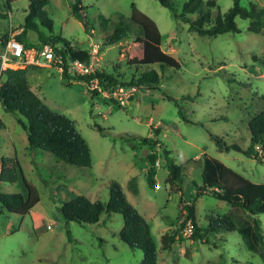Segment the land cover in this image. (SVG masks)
Returning <instances> with one entry per match:
<instances>
[{"label": "rangeland", "instance_id": "1", "mask_svg": "<svg viewBox=\"0 0 264 264\" xmlns=\"http://www.w3.org/2000/svg\"><path fill=\"white\" fill-rule=\"evenodd\" d=\"M82 1L87 6L89 29L72 13L71 0H49L46 9L54 31L39 24V30H28L27 40L38 43L42 32L67 37L80 48L98 44L101 58L95 69L121 72L129 79L132 69L125 53L139 33L129 19L136 3L157 22L163 48L179 59L181 67L152 64L161 74L159 85L140 87L134 99L121 104L91 90L69 68V77L54 64L28 68L31 86L42 100L75 120L91 146L93 164L78 166L31 147L20 121V117L26 121L25 117L5 110L0 101V155L13 161L17 157L41 196L25 215L9 212L0 203V264H144L143 250L132 247L119 234L124 223L121 213L104 212L100 222L82 224L68 222L61 212V206L79 194L108 200L112 180L122 184L129 200L151 223L159 264H264V243L254 234L256 231L264 239V212L250 215L209 191L197 194L203 184L205 154L255 182H264V144L251 146L249 127L252 117L264 110V31L249 30L251 19L241 16L236 18L239 31L210 36L190 28L201 11L210 8L216 17L234 0H216L215 7L205 0L188 21L178 20L159 0ZM185 1L175 0L180 11ZM240 1L246 6L250 2L264 6V0ZM29 4L30 0H16L8 7L2 0L0 12L12 11L14 24L25 27ZM118 13L125 15L130 32L123 40L106 44L114 25L101 23L100 14L118 21ZM8 22L7 16L0 17V25ZM217 135L242 150L221 149L214 138ZM143 137L156 145L145 143ZM250 146L262 159L244 152ZM158 147L161 164L156 166L158 184L152 187L149 154ZM165 149L170 151L168 155ZM173 162L184 165L183 180L175 184L167 181ZM1 190L27 188L20 177L16 182H2ZM191 199L199 225L205 227L211 216L228 214L238 229L211 233L209 240L183 234L172 249L162 248L163 234L180 229ZM255 219L260 227L255 226Z\"/></svg>", "mask_w": 264, "mask_h": 264}, {"label": "trees", "instance_id": "2", "mask_svg": "<svg viewBox=\"0 0 264 264\" xmlns=\"http://www.w3.org/2000/svg\"><path fill=\"white\" fill-rule=\"evenodd\" d=\"M16 0H6L8 7L10 3ZM161 4L172 9L178 20H190L189 15L199 11L205 0H186L180 11L175 0H159ZM210 7L217 6L216 0L207 1ZM49 0H30L29 11L25 18V27L18 35L27 46L41 45L45 42H52L55 48L63 53L66 67L64 76L69 77L68 63L72 59L89 61L91 52L88 48H80L71 42L67 37L59 34L50 33L44 35L40 32L39 42L31 43L27 40L28 30H39V24L46 26L51 32L54 31V21L49 16L46 6ZM82 0H71L72 13L80 18L87 29L90 28L88 15ZM119 14V20L114 21L111 18L100 14L101 23H112L114 29L106 36V44L115 43L123 40L130 32L131 26L125 22V15ZM241 16L250 18L249 30L254 32L264 31V6L260 7L254 2L249 6L241 4L240 0H234V4L225 12L219 10L216 17L213 16L209 8L201 11L200 15L192 21L190 28L197 30L204 35H218L229 31H239L236 18ZM129 19L138 26L139 33L132 40L125 53L126 63L132 69V75L125 79L121 72H112L107 70H96L90 75H79L78 79L89 80L97 76L105 87H112L118 84L132 85L136 84L139 88L143 86H158L161 82V74L151 68L154 63L161 66H172L180 68L181 63L177 57L166 51L163 46V34L157 22L142 11L136 3H133L132 13ZM28 65L25 68H6L4 70V83L1 90V102L7 111L19 112L25 117L24 127L28 131V138L31 147L41 148L52 152L58 158L78 166H91L93 164L92 150L88 140L78 129L73 118L65 113L52 109L42 98L33 90L28 77ZM94 92V91H93ZM96 92V91H95ZM134 96L131 97V100ZM120 103V101L113 99ZM121 104V103H120ZM180 113L183 115L182 110ZM0 123L3 121L0 117ZM251 130V146L264 144V110L255 114L249 122ZM103 131V128L100 127ZM221 149L235 148L242 150V147L236 143L228 144L223 137L214 136ZM143 141L150 145H156L151 142L149 137H143ZM244 149V152L250 156L260 158L258 152H254L252 147ZM170 151L165 149V154ZM151 165L148 169V181L152 187L156 186V153H150ZM262 159V157H261ZM4 170L1 175L2 182H16L22 177L27 191H4L0 190V203L9 212L27 214L40 201V193L24 174L20 161L17 157L14 161L9 157L2 156ZM183 166L178 163H169V174L167 181L175 184L183 180ZM203 184L199 187L197 194L209 191L219 199L241 206L250 215L264 212V182H255L224 163L219 158L205 154L202 172ZM108 200H93L84 194H79L66 201L61 206V212L64 218L69 222L75 220L82 224L98 223L104 212L121 213L124 223L119 231L121 238L132 247H137L144 252V264H159V253L156 237L152 230L151 223L129 200L122 184L118 180H112L110 183V192ZM188 219H192L195 230V238L206 237L209 240V234L220 231L237 230V225L231 215L221 214L211 216L209 223L203 227L199 225L196 215V205L193 199L186 205V215L181 222V227L173 233L166 232L162 237V248L172 249L173 243L178 239H183L182 228ZM255 226L260 227L259 220L255 219ZM255 236L264 243L263 237L255 231Z\"/></svg>", "mask_w": 264, "mask_h": 264}, {"label": "built area", "instance_id": "3", "mask_svg": "<svg viewBox=\"0 0 264 264\" xmlns=\"http://www.w3.org/2000/svg\"><path fill=\"white\" fill-rule=\"evenodd\" d=\"M6 1V0H5ZM2 0H0L1 4ZM1 16H7L9 22L5 29L2 31L0 25V101H1V90L4 83V70L6 68H25L28 65H57L61 70H65L66 61L63 53L59 52L52 42H45L41 45H30L27 46L25 42L18 38V35L22 27H17L13 22L12 11L9 14H2ZM91 56L89 61H83L80 59H72L68 63L70 71L78 73L79 75H90L96 72V62L101 58V48L98 44H93L91 49ZM87 81V80H86ZM88 87L91 90L102 94L105 97L116 99L121 103L129 102L131 97L135 95V92L139 89L136 84L126 85L118 84L112 87H105L97 76L91 77L88 81ZM159 126V125H155ZM259 146V145H258ZM158 147L155 150H151V153H156L155 166L161 164L160 156H158ZM4 166L2 156H0V190H1V175L3 173ZM52 228V223L48 225ZM195 226L192 219H188L185 226L182 228V233L186 236L194 233Z\"/></svg>", "mask_w": 264, "mask_h": 264}, {"label": "crops", "instance_id": "4", "mask_svg": "<svg viewBox=\"0 0 264 264\" xmlns=\"http://www.w3.org/2000/svg\"><path fill=\"white\" fill-rule=\"evenodd\" d=\"M1 26H3L2 29H1L3 32H4V31H7V29H5V27H6L7 25H4V24H3V25H1ZM23 29H24V27H22L21 31H22ZM30 67H34V66H30ZM0 156H2V155H0ZM156 182H157V180H156ZM157 184H158V182L156 183V185H157ZM1 185H2V184H1Z\"/></svg>", "mask_w": 264, "mask_h": 264}]
</instances>
